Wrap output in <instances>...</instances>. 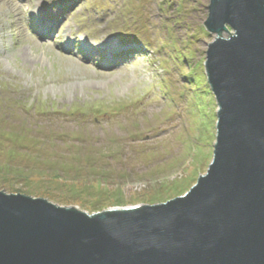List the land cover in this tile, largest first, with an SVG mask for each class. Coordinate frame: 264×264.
I'll return each instance as SVG.
<instances>
[{"label":"rangeland","instance_id":"rangeland-1","mask_svg":"<svg viewBox=\"0 0 264 264\" xmlns=\"http://www.w3.org/2000/svg\"><path fill=\"white\" fill-rule=\"evenodd\" d=\"M208 5L0 0V191L86 215L188 193L216 140Z\"/></svg>","mask_w":264,"mask_h":264},{"label":"water","instance_id":"water-1","mask_svg":"<svg viewBox=\"0 0 264 264\" xmlns=\"http://www.w3.org/2000/svg\"><path fill=\"white\" fill-rule=\"evenodd\" d=\"M207 9L218 112L206 173L165 203L92 215L0 191V264H264V0Z\"/></svg>","mask_w":264,"mask_h":264}]
</instances>
